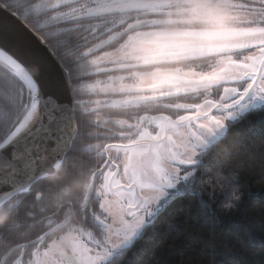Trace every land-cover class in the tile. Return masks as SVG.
<instances>
[{
  "label": "snow or ice",
  "instance_id": "1",
  "mask_svg": "<svg viewBox=\"0 0 264 264\" xmlns=\"http://www.w3.org/2000/svg\"><path fill=\"white\" fill-rule=\"evenodd\" d=\"M219 21L230 36L207 34ZM254 123L264 0H0V264H141L176 203L211 218L213 249L264 253V222L257 235L220 219L252 194L219 149ZM69 167L85 190L48 205L49 176Z\"/></svg>",
  "mask_w": 264,
  "mask_h": 264
},
{
  "label": "trees",
  "instance_id": "2",
  "mask_svg": "<svg viewBox=\"0 0 264 264\" xmlns=\"http://www.w3.org/2000/svg\"><path fill=\"white\" fill-rule=\"evenodd\" d=\"M217 158L223 161L225 174L238 173L246 191L252 194L246 198L242 214L234 213L228 217L220 215V219L225 225L231 222L252 225L259 235L258 225L264 222V127L258 123L242 126L238 136L229 137L221 146ZM47 183L49 186V179ZM217 196L219 198V193ZM45 201L48 205L56 203L50 199L48 192ZM211 231V218L208 215L198 210L189 213L186 205L176 203L140 245V262L229 264L231 257L228 253L231 250L237 260H243L246 264H261L264 253L258 246L253 251L241 253L236 240L218 238L213 249L208 243Z\"/></svg>",
  "mask_w": 264,
  "mask_h": 264
},
{
  "label": "clouds",
  "instance_id": "3",
  "mask_svg": "<svg viewBox=\"0 0 264 264\" xmlns=\"http://www.w3.org/2000/svg\"><path fill=\"white\" fill-rule=\"evenodd\" d=\"M214 31L223 36H230L232 34L229 24L219 21L215 24ZM216 57L205 56L199 61H187V67H203L214 63ZM88 173L81 171L75 167L64 168L58 173L49 176L50 184L48 186V195L51 200L59 204L72 202L79 198L80 194L85 190V185L88 183ZM10 213L7 209H0V228L10 218Z\"/></svg>",
  "mask_w": 264,
  "mask_h": 264
},
{
  "label": "rangeland",
  "instance_id": "4",
  "mask_svg": "<svg viewBox=\"0 0 264 264\" xmlns=\"http://www.w3.org/2000/svg\"><path fill=\"white\" fill-rule=\"evenodd\" d=\"M207 34L210 35V36H223L222 34H220V33L216 32V31H214L213 29H212V30H209V31L207 32Z\"/></svg>",
  "mask_w": 264,
  "mask_h": 264
}]
</instances>
